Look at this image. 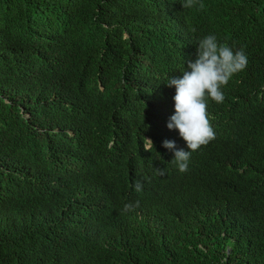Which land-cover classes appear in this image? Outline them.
<instances>
[{
  "label": "trees",
  "instance_id": "16d2710c",
  "mask_svg": "<svg viewBox=\"0 0 264 264\" xmlns=\"http://www.w3.org/2000/svg\"><path fill=\"white\" fill-rule=\"evenodd\" d=\"M185 4L0 0V264H264V0ZM210 33L250 60L188 171L167 166L172 182L139 193L53 184L51 162L76 143L62 132L73 114H90L87 139L97 123L95 137L142 145L138 111L190 71ZM149 161L166 170L155 149Z\"/></svg>",
  "mask_w": 264,
  "mask_h": 264
},
{
  "label": "clouds",
  "instance_id": "9594fccd",
  "mask_svg": "<svg viewBox=\"0 0 264 264\" xmlns=\"http://www.w3.org/2000/svg\"><path fill=\"white\" fill-rule=\"evenodd\" d=\"M196 2L186 0L185 6L192 7ZM197 44V59L188 62L190 71L184 69L181 77H168L167 86L158 90L159 101L138 111L139 122L147 131L142 145L131 147L128 137H95L97 123L87 139L83 135L93 125L90 114H73L62 132L76 143L70 157L60 155L51 162L53 184L64 188L93 178L139 193L147 189L151 180L172 182L167 166L188 171L192 153L218 136L211 116L213 105L224 101V88L235 74L246 69L250 60L244 48L221 43L216 34L203 36ZM153 149L163 157L166 170L153 167L149 161ZM86 159L88 164L83 169ZM135 207H139V201ZM130 210H134L133 204H125V211Z\"/></svg>",
  "mask_w": 264,
  "mask_h": 264
}]
</instances>
